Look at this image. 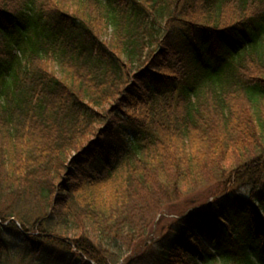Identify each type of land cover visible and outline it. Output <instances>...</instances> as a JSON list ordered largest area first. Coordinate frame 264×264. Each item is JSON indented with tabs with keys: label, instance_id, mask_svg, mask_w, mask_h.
Segmentation results:
<instances>
[{
	"label": "trees",
	"instance_id": "trees-1",
	"mask_svg": "<svg viewBox=\"0 0 264 264\" xmlns=\"http://www.w3.org/2000/svg\"><path fill=\"white\" fill-rule=\"evenodd\" d=\"M0 264H264V0H0Z\"/></svg>",
	"mask_w": 264,
	"mask_h": 264
},
{
	"label": "rangeland",
	"instance_id": "rangeland-1",
	"mask_svg": "<svg viewBox=\"0 0 264 264\" xmlns=\"http://www.w3.org/2000/svg\"><path fill=\"white\" fill-rule=\"evenodd\" d=\"M205 194L206 193H200V194H198V195H196V196H194V198H193V200H190V201H194L196 198L198 199V200H201V199H206L207 198V194H206V196H205ZM203 196H205V197H203ZM189 202H184V204H178V205H175L174 207H173V209L171 210V212L168 214H166L165 215V217H164V223H163V225H168L172 220H174V215H172V213H173V211L175 210V209H177L178 211L179 210H184L185 209V206L188 204ZM162 225V226H163ZM160 228V227H159ZM154 231H153V233H152V235H151V237L153 238V237H156V236H158L160 233H161V230H159V229H157L156 227L153 229Z\"/></svg>",
	"mask_w": 264,
	"mask_h": 264
}]
</instances>
